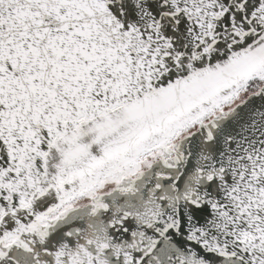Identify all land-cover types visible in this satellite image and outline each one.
Masks as SVG:
<instances>
[{
	"label": "snow or ice",
	"instance_id": "obj_1",
	"mask_svg": "<svg viewBox=\"0 0 264 264\" xmlns=\"http://www.w3.org/2000/svg\"><path fill=\"white\" fill-rule=\"evenodd\" d=\"M0 264H264V0H0Z\"/></svg>",
	"mask_w": 264,
	"mask_h": 264
}]
</instances>
